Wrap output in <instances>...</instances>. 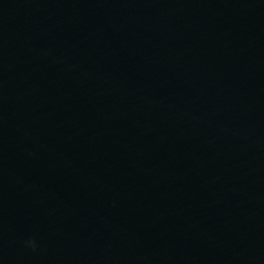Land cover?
<instances>
[{
    "label": "water",
    "instance_id": "1",
    "mask_svg": "<svg viewBox=\"0 0 264 264\" xmlns=\"http://www.w3.org/2000/svg\"><path fill=\"white\" fill-rule=\"evenodd\" d=\"M0 264H264V0H0Z\"/></svg>",
    "mask_w": 264,
    "mask_h": 264
},
{
    "label": "clouds",
    "instance_id": "2",
    "mask_svg": "<svg viewBox=\"0 0 264 264\" xmlns=\"http://www.w3.org/2000/svg\"><path fill=\"white\" fill-rule=\"evenodd\" d=\"M26 243H27L30 247H32L33 249H35L36 246H37V242H36L35 239H29L28 241H26Z\"/></svg>",
    "mask_w": 264,
    "mask_h": 264
}]
</instances>
